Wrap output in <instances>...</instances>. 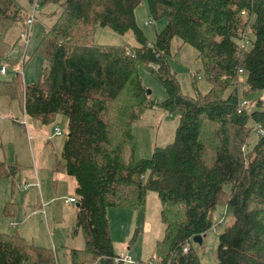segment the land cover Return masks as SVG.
<instances>
[{"label": "trees", "instance_id": "1", "mask_svg": "<svg viewBox=\"0 0 264 264\" xmlns=\"http://www.w3.org/2000/svg\"><path fill=\"white\" fill-rule=\"evenodd\" d=\"M39 2L41 8L57 6L55 21L35 49L48 65L28 85L20 72L0 79V98L17 101L26 115L43 124L60 114L69 119L62 159L80 202L74 230H82L85 238L84 248L69 249L71 264H124L113 261L108 209H142L148 191L156 192L161 203L164 236L155 253L159 264H201L193 237L207 235L223 205L231 209L232 222L219 235L213 264H264V133L250 126L257 123L264 130V103L257 97L251 101L255 108L238 112L240 100L264 90V0ZM141 3L153 19H167L153 40L136 19ZM26 17L19 0H0L1 61L20 41L18 37L10 44L9 31L23 26ZM99 26L122 35L132 32L137 44L97 43ZM240 29L249 31L246 48L235 41ZM175 37L198 51L204 78L211 83L206 94L199 90L196 73L195 94L180 92L167 60ZM19 59L20 53L12 65ZM141 66L162 83L166 99L156 102L148 94ZM156 105L178 117V125L174 140L155 146L146 158L139 154L133 124ZM14 122L22 124L17 118ZM254 130L259 137L247 152ZM17 169L0 157V179ZM4 213H12L11 202ZM56 260L51 248L27 242L18 231H0V264Z\"/></svg>", "mask_w": 264, "mask_h": 264}, {"label": "rangeland", "instance_id": "2", "mask_svg": "<svg viewBox=\"0 0 264 264\" xmlns=\"http://www.w3.org/2000/svg\"><path fill=\"white\" fill-rule=\"evenodd\" d=\"M19 1L29 15L32 12L29 1ZM56 9L57 6L53 3L42 7L33 24L26 49V64L21 74L24 85L37 81L41 69L48 65L38 54H35V49L46 28L55 21L58 13L52 14V12ZM136 17L139 26L149 39H153L155 31H161L167 23L166 18L153 19L144 3L138 6ZM146 20H152V23L146 25ZM24 25L16 24L9 31L7 40L10 44L20 37L25 30ZM94 41L113 45L129 44L130 47L137 44L132 32L122 35L109 27L100 26L96 29ZM179 42V37L173 39L168 60L171 70L176 73L180 92L188 96L195 94L192 74L196 73L203 77V80L198 82V87L201 93L206 94L211 88V83L204 78L202 62L197 57V50L188 44H183L184 47L181 48ZM15 47L10 51L13 53L12 62L19 53L21 58L25 51L21 38ZM12 62L8 63L12 69H9L6 74L0 72L3 75L0 79L11 78L12 74L16 73L15 70L19 69L20 59L17 65H12ZM139 74L147 90L151 91L152 99L160 102L167 98L168 93L165 87L153 74L143 66L139 68ZM257 97H260L264 103V90L251 92L247 99L252 101ZM255 107V104L249 105L251 109ZM25 115L23 105L17 101L9 103V100L0 98V157L7 164L19 167L12 176L0 179V231L8 233L18 231L27 242L51 248L58 259L56 264H71L69 249L84 248L85 238L82 230L79 233L74 230L77 215L76 203L68 205L64 200L69 195H75L74 178L66 173L61 154L69 119L60 114L53 123L43 124L39 119L26 115L29 122L27 130L24 125ZM15 118L23 125L14 122ZM177 125L178 117L170 115L159 105L146 110L145 114L133 124V133L138 142L140 156L150 157L155 146H166L171 143L175 138ZM250 126L255 129V125L250 124ZM56 127L61 129L62 134H54L52 137ZM258 137L254 130L249 145L245 148L247 152ZM126 154L129 155L128 147ZM37 182L40 188L34 186ZM20 186H28V188L23 192V189H19ZM40 193L44 194V199L55 201L45 208L46 215H32L24 221V218L31 214L34 206H40ZM64 194L68 196L63 198ZM9 202L12 203V213L6 216L4 210ZM160 210L161 203L154 191L147 192L146 203L142 209L110 207L108 216L115 252L117 254L129 252L136 261L135 264H148L147 261L156 259V242L164 236ZM214 220L215 227L221 221L217 226V232L210 230L204 237L203 245L193 242V247L201 257V264L217 262L219 235L232 222L231 209L224 205L219 206ZM11 222H16L18 226L12 228Z\"/></svg>", "mask_w": 264, "mask_h": 264}, {"label": "built area", "instance_id": "3", "mask_svg": "<svg viewBox=\"0 0 264 264\" xmlns=\"http://www.w3.org/2000/svg\"><path fill=\"white\" fill-rule=\"evenodd\" d=\"M32 6V12L27 15L26 20H25V30L22 32V34L20 35V38L22 40V43L25 46V51L22 53L21 58H20V62H19V69H16L15 72H20L22 74V70L24 68V65L26 64V49H27V45L29 43L30 40V36H31V32H32V27L33 24L35 22V20L37 19L38 13L41 10V5L39 0H34ZM152 23V20H146L145 24L146 25H150ZM236 44L238 45V47L240 48H246L249 44H250V35H249V31L245 30V29H240L238 31V35L235 38ZM151 46H153V42H151ZM128 53L129 54H133V51L131 49L128 48ZM13 59V53L9 52L6 54V58L5 60H2L1 64H0V72L2 74H6L9 69H12V66H9L8 63L12 62ZM5 62V63H4ZM4 63V64H3ZM152 66L156 69L158 68V65L156 64H152ZM239 73H243V70L240 69ZM251 104V101H249L247 98L240 100L239 102V109L238 112H243L245 109L249 108V105ZM24 125L26 127V129L28 130V124H27V118L25 116L24 118ZM255 128L257 129V132L259 133H264V130H262L259 126V124L255 123ZM54 134H62V131L59 127L55 128V132ZM35 185H39V182L35 183ZM68 203H76L77 198L76 197H69L66 200ZM221 221H219L218 224H220ZM14 226H16V223L13 224ZM217 226H213V228H211V230L216 233L217 231ZM189 251V246H185L184 247V252H188ZM113 261L115 263H124V264H135L136 261L134 260L133 256L129 253V252H122L120 254H115L113 257ZM148 264H159L158 261H156L155 259H151L150 261L146 262Z\"/></svg>", "mask_w": 264, "mask_h": 264}, {"label": "crops", "instance_id": "4", "mask_svg": "<svg viewBox=\"0 0 264 264\" xmlns=\"http://www.w3.org/2000/svg\"><path fill=\"white\" fill-rule=\"evenodd\" d=\"M165 27V26H164ZM153 39H154V37H153ZM153 39H150V40H153ZM183 44H185L181 39H180V42H179V47H184V45ZM189 45V44H188ZM191 46V45H190ZM198 52V51H197ZM197 57H198V54H197ZM168 60V59H167ZM168 62H169V60H168ZM3 75H1V73H0V78L2 77ZM198 76H200L199 77V81H201V80H203V77L199 74ZM168 97V96H167ZM155 108V107H154ZM27 124L29 125V122H28V120H27ZM53 135H54V133L52 134V137H53ZM63 146H64V143H63ZM62 150H63V148H62ZM61 154H62V152H61ZM17 160V159H16ZM37 170V169H36ZM36 188H40V184L37 186V185H34ZM73 186H74V189H75V182H73ZM23 186H20V190H22L23 192H25L26 190H24V189H27L28 188V186L27 187H23ZM65 196H68V194H64L63 195V198L65 197ZM68 197H71L70 195L68 196ZM68 197H65L64 198V200H65V203L66 204H74V203H68V202H66V199L68 198ZM73 197H75V195H73ZM39 198H40V200H41V204H40V206H34L33 207V210H32V212H31V214H28L27 216H26V218H24V221H26L27 220V218H29V217H31L32 215H46V207L47 206H50V203H52V202H54L55 200L54 199H52V200H50V201H48V200H46V199H44V194H42V193H40L39 194ZM28 207V206H27ZM76 208H77V205H76ZM26 211V210H25ZM161 211V210H160ZM76 212H77V210H76ZM45 221H46V223H47V218L45 217ZM39 222H40V220H39ZM14 223H16V222H11V227L12 228H16L17 226H18V224L16 223V226H14L13 224ZM148 262V261H147Z\"/></svg>", "mask_w": 264, "mask_h": 264}, {"label": "water", "instance_id": "5", "mask_svg": "<svg viewBox=\"0 0 264 264\" xmlns=\"http://www.w3.org/2000/svg\"><path fill=\"white\" fill-rule=\"evenodd\" d=\"M148 94H151V91L150 90H148ZM77 207H79L80 206V202H77ZM206 236V234H198V235H195L194 237H193V242H195V243H198L199 245H201L202 243H203V240H204V237Z\"/></svg>", "mask_w": 264, "mask_h": 264}, {"label": "clouds", "instance_id": "6", "mask_svg": "<svg viewBox=\"0 0 264 264\" xmlns=\"http://www.w3.org/2000/svg\"><path fill=\"white\" fill-rule=\"evenodd\" d=\"M2 62V61H1ZM1 62H0V64H1ZM77 203V202H76Z\"/></svg>", "mask_w": 264, "mask_h": 264}]
</instances>
